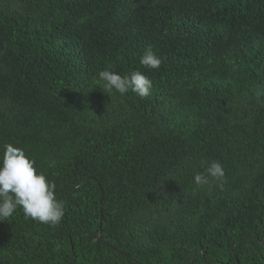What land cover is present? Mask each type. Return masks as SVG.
I'll return each instance as SVG.
<instances>
[{
	"label": "trees",
	"instance_id": "trees-1",
	"mask_svg": "<svg viewBox=\"0 0 264 264\" xmlns=\"http://www.w3.org/2000/svg\"><path fill=\"white\" fill-rule=\"evenodd\" d=\"M103 70L151 94L106 93ZM9 143L64 216L18 207L0 264H264V0H0ZM213 160L223 188L197 186Z\"/></svg>",
	"mask_w": 264,
	"mask_h": 264
},
{
	"label": "clouds",
	"instance_id": "clouds-1",
	"mask_svg": "<svg viewBox=\"0 0 264 264\" xmlns=\"http://www.w3.org/2000/svg\"><path fill=\"white\" fill-rule=\"evenodd\" d=\"M140 63L147 68L158 69L161 60L149 49L141 56ZM99 79L106 93L115 90L124 95L131 90L139 97L147 98L152 90V81L138 70L124 76L103 70L99 72ZM210 178L218 181L221 189L226 183L225 171L219 161L208 162L204 170L193 177L197 186L208 185ZM54 188L55 185L37 171L34 161L26 156L24 150L10 143L3 145L0 155V222L11 217L19 207L25 218L50 226L59 225L64 216V204L56 198ZM56 247L58 249L60 245Z\"/></svg>",
	"mask_w": 264,
	"mask_h": 264
}]
</instances>
